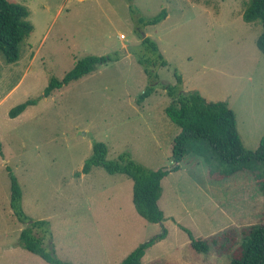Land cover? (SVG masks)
I'll use <instances>...</instances> for the list:
<instances>
[{"label": "rangeland", "instance_id": "obj_1", "mask_svg": "<svg viewBox=\"0 0 264 264\" xmlns=\"http://www.w3.org/2000/svg\"><path fill=\"white\" fill-rule=\"evenodd\" d=\"M13 1L26 7L31 29L17 60L6 61L0 51V264H48L18 243L25 224L9 205V171L23 213L48 222L57 259L117 264L164 227L166 235L145 248L140 264H228L249 228L264 222V162L258 175L223 174L212 157L205 162L194 154L174 162L179 129L163 110L170 99L160 82L175 84L176 71L183 90L225 100L243 147L254 150L264 132V58L255 45L260 24L241 16L248 0ZM161 8L162 19L135 26V14L148 18ZM145 35L166 64L154 67L153 90L136 102L149 82L135 59ZM89 53L114 60L42 96L51 77ZM30 98L36 101L9 116L11 106ZM94 141L106 145L108 160L127 153L150 168L179 165L159 179L162 221L136 212L127 175L100 166L75 175ZM184 228L212 237L209 250L193 251Z\"/></svg>", "mask_w": 264, "mask_h": 264}, {"label": "trees", "instance_id": "obj_2", "mask_svg": "<svg viewBox=\"0 0 264 264\" xmlns=\"http://www.w3.org/2000/svg\"><path fill=\"white\" fill-rule=\"evenodd\" d=\"M129 8L132 10L130 6ZM27 14L25 6L13 0H0V51L8 62L17 60L18 44L31 29L26 20ZM165 15L164 8L148 18L135 14V26L139 28L144 24L156 23ZM241 16L245 22L260 24L255 45L264 58V0H248ZM140 43L144 51L135 53V59L141 65L149 82L136 96V102L153 90L154 83L157 82L154 67L166 64L154 39L145 35ZM111 60H114L113 56H97L90 53L79 57L61 77H51L48 80L42 96H49L57 87L93 71L98 64ZM174 76L176 82L173 85L160 82L170 99L163 106V110L179 129L171 143L170 154L173 161L177 163L185 155L194 154L202 157L205 162L212 157L220 166L222 165L220 171L223 174L239 170L258 175V163L264 162V132L254 150L244 148L236 128L235 113L226 105L227 102L225 100L207 101L196 90H183L181 76L176 71ZM35 101L36 98H30L11 106L7 110L9 116L15 117L27 105ZM106 153V145L102 141H94L90 156L84 159L80 170L76 171L75 175L79 172L88 173L92 166H100L109 174L127 175L131 180V201L136 212L148 221H162L163 214L157 204L161 188L159 179L169 171L177 170L179 165L175 164L168 169L150 168L131 159L127 153L119 154L114 160L106 159ZM7 175L10 189L9 205L16 218L25 224L19 233V245L48 264H74L55 257L50 243L48 222L44 219L31 220L23 213L20 207L21 190L10 171ZM263 186L262 184L261 187ZM184 231L193 251L205 253L209 250V240L212 237L198 238L194 237L188 229L184 228ZM165 235L166 229L162 227L161 232L138 243L117 264H140V256L145 248L156 240L163 239ZM228 264H264V222L249 228L239 244L238 255L230 256Z\"/></svg>", "mask_w": 264, "mask_h": 264}]
</instances>
